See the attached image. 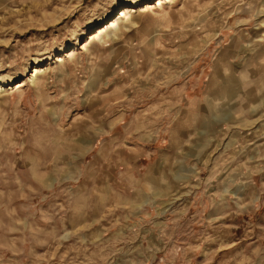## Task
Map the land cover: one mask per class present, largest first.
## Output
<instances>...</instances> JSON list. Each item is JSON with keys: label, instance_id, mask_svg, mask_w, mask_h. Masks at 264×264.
<instances>
[{"label": "rangeland", "instance_id": "rangeland-1", "mask_svg": "<svg viewBox=\"0 0 264 264\" xmlns=\"http://www.w3.org/2000/svg\"><path fill=\"white\" fill-rule=\"evenodd\" d=\"M132 1L0 0V264H264V0Z\"/></svg>", "mask_w": 264, "mask_h": 264}, {"label": "bare ground", "instance_id": "bare-ground-1", "mask_svg": "<svg viewBox=\"0 0 264 264\" xmlns=\"http://www.w3.org/2000/svg\"><path fill=\"white\" fill-rule=\"evenodd\" d=\"M167 3L169 0H165ZM155 2V1H154ZM135 0L131 2V5L128 6L127 8H122L123 10L118 11L117 13H120L119 16L115 19L109 20L106 22L101 28H99L95 34H93L91 37L92 40H103L105 37H113L116 39V31L119 28V20L120 19H129L133 13H136V5L134 4ZM142 5V4H141ZM154 5V4H153ZM160 5V0H157L156 6ZM150 3L149 4H144L139 8L138 12H145L150 8ZM89 43V42H87ZM87 43L83 44L81 46L82 49H85V47L88 45ZM74 51L72 50L69 54H67V57H73ZM59 62L61 63L63 61L62 57H58ZM32 74L30 75V80L33 82L39 74L44 72V68L35 66L31 69ZM14 88H18L21 86L20 82H17L14 84ZM5 89L0 86V92L4 91Z\"/></svg>", "mask_w": 264, "mask_h": 264}]
</instances>
